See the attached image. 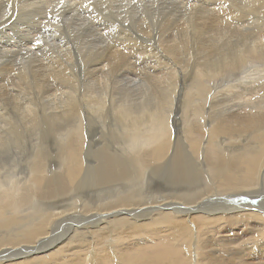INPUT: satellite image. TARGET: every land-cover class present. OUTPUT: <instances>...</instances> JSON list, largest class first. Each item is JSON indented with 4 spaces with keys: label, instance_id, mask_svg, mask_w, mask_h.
Instances as JSON below:
<instances>
[{
    "label": "bare ground",
    "instance_id": "bare-ground-1",
    "mask_svg": "<svg viewBox=\"0 0 264 264\" xmlns=\"http://www.w3.org/2000/svg\"><path fill=\"white\" fill-rule=\"evenodd\" d=\"M256 1L243 0L240 9H232V13H247L258 5ZM66 4H57L53 10L77 12L78 7ZM0 9L5 15L10 12L7 4ZM229 12L223 14L232 24L235 16ZM82 21L83 25L87 19ZM195 23L200 27L193 25L195 34L207 37L224 22L213 25V30L211 21L206 26ZM245 32L233 35L235 39L229 43L216 31L224 49L221 41L215 44L213 40L211 45L220 46L214 51L213 45L204 47L198 41L196 49L191 39L197 50L196 63L188 60L184 67L170 66L160 80L166 88L161 93L147 82L135 81L122 95L111 88L98 92L95 83L94 89L93 83H88L90 93L83 95V107L77 108L75 98L67 97L39 110L33 98V103L21 107L24 109L6 108L0 113V264H164L170 256L173 264H264V95L226 96V106L221 107L225 100L217 102L212 91L222 77L238 71L241 62L254 68L248 78L255 74L264 44L253 39L243 43L244 38L240 42L246 38ZM180 50L183 59L189 56L185 49ZM173 57L177 60L174 53ZM66 116L77 120L75 126L68 125ZM109 117L112 128L108 127ZM63 123H67L68 132L52 145V132ZM26 139L38 141L28 145L33 153L29 163L21 151ZM55 147L58 159L54 164L45 162L51 153L55 157ZM42 153L46 155L41 159ZM140 253L161 254L145 257Z\"/></svg>",
    "mask_w": 264,
    "mask_h": 264
},
{
    "label": "rangeland",
    "instance_id": "rangeland-1",
    "mask_svg": "<svg viewBox=\"0 0 264 264\" xmlns=\"http://www.w3.org/2000/svg\"><path fill=\"white\" fill-rule=\"evenodd\" d=\"M83 1H85L86 3ZM207 1H209V2H207ZM216 1L217 2H215L214 0H82L80 2V0H78V2H77V0H69V1L63 0V2H62V0H60V1L59 0H57V1L56 0H32V1L30 0V2H29L28 0H18V1L17 0H0V8H2V6L6 5V4L10 8V12L6 15L2 11V9H0V12H2V13H0V68H1L0 69V74H1V76H0V113H4L6 108H12V110H13V108L16 107L17 109H19V108L27 105L28 102L33 103V101H32L33 98L36 99V104L38 105L39 110L43 109L48 104H52L55 101H59L63 98L65 99L67 97H70V98L74 97L75 98V100H73V101H74L75 106L77 108L83 107V103H82L83 102V95L85 96V94L87 95L90 93V89H87V88H89L87 86L88 83L89 84L93 83V85L91 86V88H93V89L95 88V87H93L94 83H95V85L98 86V87H96L98 89L95 88V90L96 91L98 90V92L99 91L103 92L105 88H109V89L111 88L110 89L111 92H113L116 89V91H114V93L118 91L120 93L119 94L116 93V95H122V94H125L126 91L131 88L129 86H133V83H136V82H139V83L145 82L146 83L147 82L156 88V89H154V87H153V91L156 90L157 93H161V92L166 90L165 84L163 86H161V84H160V82L163 80L164 74L167 71H169V69L176 68V66H177V68H180L181 67L180 65H182V67H184L183 64L188 63L189 61H190L189 63L192 62L195 64L196 63V59H195L196 56L195 55L197 53L195 51H197L196 49H199L198 46L203 45L204 47L205 46L210 47L209 45H211V43H215L216 41H217V43H215V44H218L221 41L220 40L221 38H219L220 34H222L221 37H223L222 39L224 41L230 43L232 39H235V38H233V35H234V37H236L241 32L247 31L249 33H247V32L243 33L246 35V38L245 37L240 38V40H239L240 42H241V39L242 40L245 39L244 42L242 41L243 43H245V42L250 43L251 40L253 39L252 41H256L257 44L258 43L262 44V42L264 44V41H262V40H264V37H263L264 36V0H257L258 3H256L257 2L256 1L255 5L256 4H258V5L255 7L251 6L252 9L248 11L249 13L246 11L248 13V15H246L247 13H242V11L240 13H236L240 9V8L238 9V7H240V3L243 0H237L238 2L236 0H225V1L224 0H216ZM53 2H54V4H53ZM66 2H68L69 6H71V7L74 6V8H76V9L78 7L79 11L77 10V12H67V11L66 12H55L53 10L54 7H58V6H56L57 4L58 5L63 4V3L66 4ZM79 2H80V4H79ZM26 3H28V4H26ZM76 3H78V4H76ZM81 3H83V4H81ZM87 3H88V6H87ZM20 4H22L21 5L22 8H21ZM224 4H226V5H224ZM236 4H237V6H236ZM51 5L53 8L51 7ZM89 5H91L92 8ZM188 5L190 6V8ZM45 7H46V9H45ZM88 7H89V9H88ZM165 7H166V9H165ZM169 7H170V9L168 10ZM176 7H178V9H180V10H177ZM192 7H194V8H192ZM208 7L210 9H212L213 11L210 9L207 10V12L204 11V9L206 10V8H208ZM84 8L88 9V13H87V10ZM90 8H91V10H90ZM216 8H217V10H214ZM220 8H222L224 11H225V9L228 12L230 11L231 12V13L229 12L230 15L233 14L232 13V9H233L234 11H236V12H234V11L233 12L239 16L238 20L240 18L243 19L244 16H249L246 18H250V19L247 20L246 18H244L243 19L244 22L242 21V19H240L238 21L236 15L233 14L235 16V19L232 15V17H233L232 18V21H233L232 24H231V18H228V20L230 21V22L228 21V23L231 26V29H230L229 28L230 26L227 23V19H226L227 17L225 16L226 14H228V12H226V11L223 12ZM27 9H29V10H27ZM31 9H32V11H31ZM47 9H49V10H47ZM141 9H143V10L141 11ZM219 9H220V11H218ZM20 10H22V11H20ZM190 10H193V12ZM33 11H34V13H33ZM215 11H218L219 13L215 12ZM221 11H222V13H221ZM196 12H197V14H195ZM214 12H215V14H214ZM31 13L33 15H31ZM57 13H60V14L57 15ZM80 13H82V14H80ZM223 13L224 14L226 13V14L224 15ZM16 14H17V16H16ZM83 14H85L86 16ZM217 14L218 15L222 14L224 16H222V15L218 16ZM54 15H56V16H54ZM70 15H71V17H70ZM88 15L89 16L91 15L89 17V18H91L90 20H88L89 19ZM93 15L95 18L93 17ZM121 15H122V17H121ZM156 15H158L159 17ZM207 15L209 16V18ZM214 15L216 17H214ZM76 16L79 18H77ZM82 16H84L85 19H87V21H84L83 25L81 23H83L82 20H85V19H83ZM103 16H104V18H103ZM204 16H207V18H208L207 23H210V21L213 22V24L210 23L211 27H209L210 24H208V27L212 30L215 29V27L213 25L218 27L217 25H219V24L222 25L221 22L222 23L224 22L225 24H227V26H224V23H223L222 26L218 27V30H216V29L213 30L214 33L216 31L218 33V31L221 29L220 32L218 33L219 37H217V35H218L217 33H215V35H212V34H214V33H212V31H211V33L209 32L207 34L208 36H210L209 38L212 39L211 42H209L210 40H209L208 36L206 37L205 34L201 35V36H198L197 34H195L197 32V29L200 28L196 25L197 23H195V22L198 21V25H200L199 23H201L202 25L204 24V26H206L205 24H207L206 23V17H204ZM153 17H155V18H153ZM190 18L193 20V21L191 20V23H190ZM212 18H215L214 21ZM216 18L218 20H216ZM221 18H223V19H221ZM260 18H262V19H260ZM73 19H75V20H73ZM186 19H187V21H186ZM225 19H226V21H225ZM2 21H4V22H2ZM203 21L205 23H203ZM219 21H221V22H219ZM251 21H254L255 23L252 22L250 24L249 22H251ZM47 22L50 24H48ZM235 22H236V24H235ZM256 22H258V23H256ZM85 23H86V26H85ZM238 23H241L242 25H240ZM247 23H249V24H247ZM51 24L54 26H52ZM188 24H189V26H188ZM44 25H46V26H44ZM173 25H174V27H173ZM193 25L197 26L196 30L193 29L194 28ZM232 25L234 26V29H233ZM236 25L238 27L239 26L240 27L235 28ZM254 25L258 27V28H256L258 30L255 29ZM81 26H83V27H81ZM241 26H242V29H241ZM248 26H249V28H248ZM168 27H169V30H168ZM190 27H192V28H190ZM208 27H206V28H208ZM223 27L225 30H222ZM226 27H228L229 29L226 30ZM252 27H253V29H252ZM44 29H45V31H44ZM161 29L162 30L165 29V31H162ZM184 29H185V31H184ZM191 29H193L194 32ZM186 30L189 32L190 36L188 35V32ZM240 30H243V31L240 32ZM255 30H256V32L258 31L259 33H256ZM58 31H59V33H58ZM179 31H181V32L178 33ZM190 31H192V32H190ZM233 31H234V34L232 33ZM235 31H237L238 33ZM41 33H42V36H40ZM174 33H175V35H174ZM246 33L249 35V37L247 36ZM170 34H173V35H170ZM92 35H94V36L92 37ZM184 35L187 37L189 36L188 37L189 41H188L187 37H185ZM228 35H231V36L228 37ZM256 35H258V36H256ZM261 35H262V39L259 40L261 38V37L259 38V36H261ZM43 36H46V37H43ZM191 36H192V38H191ZM212 36L214 37V39ZM226 36L229 38L230 41L228 40V38ZM238 36H241V34ZM250 36H251V38H250ZM252 36H254V37H252ZM40 37L42 38V40ZM156 37H159L160 40ZM177 37H179V38L177 39ZM203 37L208 38V39H205ZM215 37L219 38V40L217 38L215 40ZM86 38L90 41H87ZM200 38L201 39L203 38L202 40L204 41V43H202L203 41H201ZM224 38H227V39L225 40ZM44 39H46L48 42H46V40H44ZM191 39L195 42V43H193V46H195L196 49L194 47H192L191 42H193V41ZM204 39L207 41L205 42ZM249 39H250V41L248 42L247 40H249ZM38 40H40V41H38ZM180 40L182 42L181 44L179 42ZM91 41H92V44H91ZM166 41L167 42L169 41L168 42L169 46H168ZM187 41H188L187 44H189V46L187 45L189 49L186 47V44H185V42H187ZM197 41L199 44L198 46H197ZM224 41H223V43H224ZM258 41H260V42H258ZM161 42H162V44H159ZM96 43L101 45V46L97 45ZM172 43H174V44L172 45ZM223 43L221 41L219 43V45L220 44L222 45ZM93 44L94 45L96 44L97 46H94ZM165 44H167L168 48ZM206 44H208V45H206ZM212 45H213L212 51H214V48H216L217 46L214 47V44H212ZM219 45L217 48L220 47ZM180 46H182V48H180ZM224 46L226 48V43L224 44ZM222 47H223V45H222ZM64 49H65V51H64ZM176 49H178L179 51ZM180 49H182V50L185 49V51L189 53V56H187L185 59H183L180 56V51H181ZM208 49L211 51L210 48H208ZM221 49H224V47ZM82 51H84V53ZM170 51H172L174 53V56H175V58H177V60L174 59V57L172 58L173 53H171ZM169 52L171 53L172 56H170L168 54ZM37 54H38V56H37ZM34 55L37 57L36 59H35ZM89 55H91V56H89ZM178 56H180V58ZM197 56H198V54H197ZM161 57H165V58L162 59ZM167 57H168V59L166 60ZM189 57L191 60L188 59ZM82 58H83V60H82ZM181 58H182V60H181ZM259 58L260 57H258L256 59V61ZM92 59H93V61H92ZM179 59L181 61H179ZM194 59H195V61H194ZM163 60H165V61H163ZM183 60H184V63H183ZM52 61H54V62H52ZM159 61L160 62L162 61V62L160 63ZM173 62H175L176 64ZM162 63H166V66ZM258 63L259 64L257 66L255 74H253L250 78H248V75L254 71V68L250 64L244 65V62H241L240 65L242 67L238 71H236L231 76L226 75L225 77H222L223 79H221V81H219L218 83L215 84V87L213 88L212 91L214 92L213 94L218 97L217 102H223L225 100V102L221 105V107L226 106V96L238 95L239 93H246L248 95L249 94H257L260 96L264 95V65H262V64H264V54H263L262 58L258 60ZM158 64L160 65V67L158 66ZM60 65H61V67H60ZM63 65H64V67H63ZM156 66L158 67V69H156ZM162 66L163 67L165 66V67L162 68ZM170 66H171V68H170ZM53 67H55V68H53ZM65 68L67 69V71H65L66 70ZM259 68H261V69H259ZM47 70H48V72H47ZM150 75H152V76H150ZM159 77H161L162 79ZM157 78H159V80H157ZM223 82H224V84H223ZM157 83L160 85H158ZM119 86H120V88H119ZM125 86H127V87H125ZM189 86H190V81L187 83L186 88L189 89ZM160 87H161V89H160ZM122 88H123V90H125V88H126L125 92L122 90ZM249 89H253L254 91H258V92H252ZM121 92H123V93H121ZM130 95H131V93H130ZM76 98H77V101H76ZM21 109H24V108H21ZM66 118L68 121V125H70V126H72V125L75 126V124L77 123L76 122L77 120L76 119L72 120V118L70 116H66ZM110 119L111 118L109 117L107 119V122ZM112 123L113 122H111V123L108 122V124H109L108 127L112 128V126L114 124V123L113 124ZM66 124L67 123H63L59 129L52 132V135L49 139V142L52 145L59 142V140L61 141V139H63L65 137V135L68 132V130L65 127V126L68 127V125H66ZM98 130H100V129H98ZM60 134H62V135H60ZM108 135H109L108 137L111 136L110 134H108ZM102 136L104 138L105 133H103ZM26 140L27 141H25L23 143V147L21 148L22 149L21 151L24 152L23 153L24 154L23 160L31 161L30 159H32L33 153L31 151V149L28 148V145L38 143V141H28V139H26ZM57 152H58V148L55 147V150H54V156L55 157H53V155L51 153L49 158L45 157V162L50 163V164H54L56 161L55 159L57 158V156H59V153H57ZM45 155H46L45 153H42L40 155L41 159L44 158ZM51 156H52V158H51ZM28 157L30 159H28ZM16 160L18 162V157ZM62 243L63 242L58 243L56 245L49 246L47 248H44L40 253H45L46 251H49L50 248H52V247L56 248V247L60 246ZM158 254H161V253H140V255L145 256V257H156V255H158ZM129 257H130V255H129ZM150 259H152V258H150ZM171 260L173 262V258L171 256L166 258V262H164V264H168V263L171 264L172 263Z\"/></svg>",
    "mask_w": 264,
    "mask_h": 264
}]
</instances>
